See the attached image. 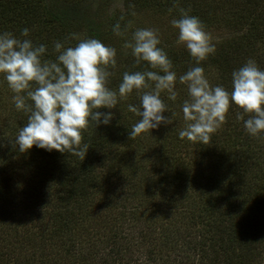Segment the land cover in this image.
I'll return each instance as SVG.
<instances>
[{"label": "trees", "instance_id": "trees-1", "mask_svg": "<svg viewBox=\"0 0 264 264\" xmlns=\"http://www.w3.org/2000/svg\"><path fill=\"white\" fill-rule=\"evenodd\" d=\"M117 4L123 10L121 15L113 10ZM180 8L190 9L189 15L200 19L215 44V54L199 65L203 67L211 86L222 85L231 92L232 72L249 59L255 60L258 67L264 70V0H0V33L10 32L18 39H29L34 46L45 45L46 52L41 59L52 61H56L57 54L53 49L57 41L66 49L75 47L83 39L100 40L105 46L116 49L117 63L115 68L108 69L113 75L108 78L107 87L118 94L125 72L152 70L146 62L135 65L131 50L122 47L126 40L132 38L128 35L131 27L126 28L128 20L133 21L132 14L165 13L172 20L180 18ZM117 23L124 32L123 36H117L112 31ZM25 28L29 30L27 37L21 35ZM168 29L170 31L166 35L162 33L163 40L160 39L158 47L167 53L176 75H183L196 65L186 48L177 45L178 30L171 25ZM32 87L34 89L36 85ZM175 90V101L169 100L166 92L161 94L168 107V112L163 115L169 117L175 113L172 116L175 128L168 130L164 128L165 124H161L155 129V139L163 136V141L173 144V147L182 142L178 135L186 124L182 104L188 99L185 85L176 82ZM10 93L14 96L3 75H0V174L6 171L4 176L0 175V233H9L13 240H18V248L24 247L25 250L28 242L35 244V239L42 244L48 242L51 250L64 249L61 254L65 257L76 253L84 264H93L94 258L103 260L104 255L113 264L114 254L126 252L116 245L118 235H128L121 228L125 215L116 217L115 224H111L106 231L104 228V234L99 238H95L97 233L88 237L82 253V249L75 244L81 245L82 235L89 231L77 227L75 223L88 216L80 214L84 208L99 205L103 202L101 199L109 198L106 192L101 193L102 188L98 190L99 186L103 187L101 184L105 185L106 178L95 173L96 165L103 163L105 153L118 159L130 153L139 156L138 151L150 144L143 133L129 139L133 125L140 120L128 111L129 104L136 105V96L130 94L126 99L118 98L114 109H100L113 113L108 125L101 123L96 127L95 122L89 119V127L82 132L81 142V148L87 144L89 149L82 161L70 153L49 152L35 145L25 153L19 152L15 140L20 129L27 124L30 113L18 111L9 97ZM26 103L33 102L26 99ZM13 109H16L15 113ZM238 111L235 105L230 107L226 123L220 131L211 135L209 144L192 143L195 152L188 161L190 169L193 171L195 168L192 174L184 168V172L177 171L179 161L166 148L159 153L170 158L177 169L165 174L166 186L148 202L146 195L144 209L133 207L127 216L146 220L156 214L166 216L164 220L162 216L156 219L155 227L149 231L159 232L158 237L165 234L167 228L161 226L169 216L177 217L175 222L178 223L168 226L179 224L182 227L177 229L179 240L171 244L169 241L168 244H155L148 234L143 236L153 246L146 252L148 262L162 259L164 264H257L258 259L264 256V133L259 138L248 134L244 120L237 119ZM247 118L245 116L244 119ZM215 135L222 137L221 140L213 137ZM239 137L242 139L239 140ZM15 162L21 165L22 176L27 180L22 181L20 188L13 187L9 196L10 179L6 176V169ZM131 172L132 169L126 172L125 182H129ZM117 180L121 182L119 177ZM170 187L173 190L167 191ZM56 192L58 203L55 207L48 205L53 212L46 213L42 209L34 212L31 208L25 213L35 221L37 234L23 235V232L29 231L27 226L31 222L24 218L20 210L36 205L45 197L51 200ZM98 195L100 200L96 199ZM20 205H23L22 209L17 207ZM166 207L169 211L162 212L161 209ZM12 213L21 214L22 220L16 218L15 222L10 221ZM17 220L25 229L18 230ZM10 222L15 224L11 226ZM7 223L9 227H5ZM71 223L76 228L74 233ZM45 226L51 229H45ZM47 232L51 241L47 239ZM12 242L0 243V250L10 249L8 256L15 253ZM65 245L69 249H65ZM153 248L166 251V258H160V252ZM21 251L22 248L18 253ZM54 254L51 258L50 253L43 254L39 264L50 261L55 264V257L60 255L57 251Z\"/></svg>", "mask_w": 264, "mask_h": 264}, {"label": "clouds", "instance_id": "clouds-1", "mask_svg": "<svg viewBox=\"0 0 264 264\" xmlns=\"http://www.w3.org/2000/svg\"><path fill=\"white\" fill-rule=\"evenodd\" d=\"M179 11L180 18L170 21L178 30L176 43L186 48L196 65L179 76V83L186 86L188 93L182 104L186 124L179 131V138L209 144L211 135L226 123L233 105L239 109L237 119L244 120L248 134L259 138L264 133V70L249 59L232 72L231 92L222 85L211 86L199 66L216 52L211 34L198 17L189 15L190 9ZM130 26L131 22L126 28ZM112 31L117 36L124 35L119 23ZM21 35L27 37L29 30L23 29ZM160 43L158 30L152 28L137 29L131 40L124 42L122 47L131 50L135 65L146 62L152 70L125 72L117 94L107 87L108 78L113 75L108 69L117 63L116 49L100 40L83 39L66 49L57 41L53 49L57 57L52 61L41 59L45 45L34 46L29 39L0 33V75L14 93L15 108L30 113L15 140L18 151L25 153L35 145L49 152L70 153L83 161L89 146L84 144L81 148L82 132L89 127V119L96 127L101 123L108 125L113 113L100 109L116 108L118 98L126 99L134 90L139 103L129 104L128 111L140 120L133 125L129 139L161 124H172L175 113L163 115L168 107L161 94L166 92L171 101L177 99V75L167 53L158 47ZM26 99L33 103L27 104Z\"/></svg>", "mask_w": 264, "mask_h": 264}, {"label": "rangeland", "instance_id": "rangeland-1", "mask_svg": "<svg viewBox=\"0 0 264 264\" xmlns=\"http://www.w3.org/2000/svg\"><path fill=\"white\" fill-rule=\"evenodd\" d=\"M119 4V3H118ZM116 5L113 10L117 11L119 15L122 14V9L119 7V5ZM133 18V21L130 19L128 20L131 22V28L128 35H132L137 29H147L152 28L158 30L159 39L163 40L162 33L164 35L167 34L168 31H170L168 28L171 25L170 19L168 18L167 14L161 13V14H152L150 12L145 13H136L132 14L131 16ZM133 32V33H132ZM216 32V31H215ZM179 74H177V83H179ZM136 97L138 96L136 91L134 90L133 93ZM11 100H13V94L10 93L9 95ZM8 97V98H9ZM135 97V104L139 103V97ZM13 113L16 112V109H13ZM167 116V115H165ZM176 126V123L168 124L164 126V128L174 129ZM218 129V131H220ZM157 132V131H156ZM155 129H152L151 131H148L147 133L144 132V137L147 138L150 141V144H147L146 147L144 146L139 152V156H135L132 153L121 157L116 158L112 157L110 155H107L105 153L103 159V163L99 166L96 165L95 173L98 175V177H104L107 181L104 182L105 185L101 184L103 187L99 186L98 190L101 189V193L106 192L107 195H109V198L107 200H102L100 198V195L96 197V199H101L103 201L99 205H90L87 208H84L83 211H80L81 215L87 214L88 216L83 217L79 223L77 224V227H83L85 230H88L89 232L87 234H83L81 237V245H77L78 248L83 249L85 248L84 242L90 237L92 234H95V238H99V236L103 235L104 232L102 230L104 228V231H106L111 224H115L114 220L116 217L120 215H125L122 219V230L128 233V235H118V246L122 247V250L124 249L126 252H120L117 254H114V262L113 264H164L163 260L156 259L154 262L151 260L148 262L147 257L148 254L146 253L148 249H152L153 246H151L143 236L149 235V239H153L155 244H168V241L172 243L179 240V237H177V229H180L182 226H179V224L171 227L168 226V224L172 223H178L175 222L177 217H171L169 216V219L166 221H163L161 227L167 228L165 234L162 237H158L159 232H150L152 227L156 225L157 220L160 219L163 214H156L155 216H152L149 220L146 219H138L135 216H127L128 212L131 210V208L135 207L139 210L144 209L145 207V197L148 196L147 202L151 200L152 197L156 195V193L159 192V190L166 186V176L168 172L172 171L173 169H177V167H174L172 160L164 153L159 154L162 149L166 148L170 151V155L175 157L177 159L178 164L180 165L178 167L177 171L182 170L184 172V169L187 170L189 174H192L195 168L190 169L188 161H190L189 156L193 155L195 152L194 145H192V142L188 141L186 138V141L180 142L177 144L178 146L173 147V144L164 142L163 136H159L155 139ZM141 134V136L143 135ZM168 137L167 135H165ZM213 137H216L217 140H221L222 137L219 135H215ZM220 137V138H219ZM239 140L242 138H238ZM216 140V139H215ZM175 150L180 151L179 153L174 152ZM37 163H40L38 161ZM173 165V166H172ZM180 168V169H179ZM132 169L131 176L129 182L126 181V172L128 170ZM7 177L10 179L9 182V196L12 195L13 191L12 188L16 187L17 189L20 188L22 185V181L27 180V177L22 176V167L21 165H18V162H15V164L10 165L7 169ZM118 171H121L123 173H118ZM6 171L2 172L0 175L4 176ZM117 177L120 178L121 182H118ZM119 180V181H120ZM121 184V185H120ZM52 190V188H51ZM173 189L167 188V191H172ZM56 193L53 194L51 197V200H48L49 198L45 197L42 198L41 202H36L34 206H30L28 208L22 209L23 205L17 206L19 207L21 211V214L24 215V218H27L31 225L27 226L29 228L28 232H23V235H35L37 234V225H35V221L32 217L28 216L27 211L32 208V211L36 212L38 209L44 210L46 213H51L53 210L51 207H49V204H52V207L56 206ZM44 205V206H43ZM45 205L47 207H45ZM91 208L92 210L88 209ZM60 210V209H59ZM157 211H160L159 209H156ZM162 212L169 211L168 208H162ZM33 213V212H32ZM16 214L10 216V221H14L16 218H19L22 220V215ZM154 214V213H153ZM12 217V220H11ZM127 217V218H126ZM162 220H164V217L162 216ZM49 219H52L51 217H47ZM18 222V230L21 231L25 229V226L20 222ZM16 221V220H15ZM14 221V222H15ZM28 221V222H29ZM50 223V220L48 221ZM11 226H13L15 223H11ZM10 224H6L5 227H9ZM74 223H71V228L73 233L75 232L76 228ZM185 225V223H184ZM45 229H51V227H46ZM9 230V229H8ZM1 231V230H0ZM49 232V231H48ZM47 232V239L48 241H51L50 239V233ZM102 232V233H101ZM123 232V234H125ZM148 232V233H147ZM2 237H0V243L6 244L11 243V245L15 246L13 247V252L11 255H7L10 252V249L3 248L0 250V264H39L40 258L43 259V254L50 253V258L52 256H55L54 253L56 251L59 253L60 256H56V263L55 264H84L82 260L77 258L76 253L72 254L70 253L65 257L61 253H64L63 250H56L57 248L50 249V244L41 243L39 241H36L33 239L35 244L27 243L26 250L24 247L18 248V240H13L11 235L8 233L1 234ZM29 237V236H28ZM38 237V236H37ZM36 237V238H37ZM167 237V238H166ZM145 240V241H144ZM176 240V241H175ZM150 241V240H149ZM119 242L121 244L119 245ZM65 249H69L66 245L64 246ZM22 248V251L20 253L19 250ZM159 248V247H158ZM154 249V248H153ZM156 250V249H154ZM159 250V249H158ZM157 251V250H156ZM160 252V255L165 259L166 257V251L160 250L157 251ZM155 257L156 255L153 254ZM8 257V258H7ZM93 264H110L112 262L108 261V258L106 255H104L103 260H98L96 258L93 259ZM47 264H53L51 261ZM88 264V263H86ZM257 264H264V256L262 258H259L257 261Z\"/></svg>", "mask_w": 264, "mask_h": 264}]
</instances>
